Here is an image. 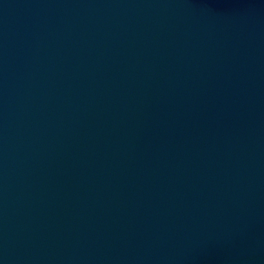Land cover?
I'll return each mask as SVG.
<instances>
[{"label": "water", "instance_id": "water-1", "mask_svg": "<svg viewBox=\"0 0 264 264\" xmlns=\"http://www.w3.org/2000/svg\"><path fill=\"white\" fill-rule=\"evenodd\" d=\"M0 264H264V0H0Z\"/></svg>", "mask_w": 264, "mask_h": 264}]
</instances>
